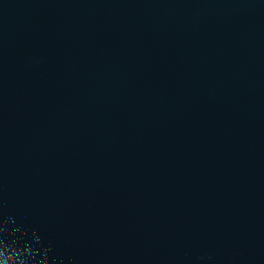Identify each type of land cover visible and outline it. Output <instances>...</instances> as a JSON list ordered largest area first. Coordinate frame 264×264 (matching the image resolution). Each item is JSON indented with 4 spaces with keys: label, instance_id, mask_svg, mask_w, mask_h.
<instances>
[{
    "label": "water",
    "instance_id": "95a60500",
    "mask_svg": "<svg viewBox=\"0 0 264 264\" xmlns=\"http://www.w3.org/2000/svg\"><path fill=\"white\" fill-rule=\"evenodd\" d=\"M0 264H264V0H0Z\"/></svg>",
    "mask_w": 264,
    "mask_h": 264
}]
</instances>
